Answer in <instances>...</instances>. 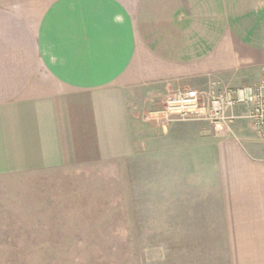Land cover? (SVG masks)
<instances>
[{
    "label": "crops",
    "instance_id": "1",
    "mask_svg": "<svg viewBox=\"0 0 264 264\" xmlns=\"http://www.w3.org/2000/svg\"><path fill=\"white\" fill-rule=\"evenodd\" d=\"M263 69L264 0H0V176L134 157L156 126L209 173L162 212L163 264H264V138L142 115Z\"/></svg>",
    "mask_w": 264,
    "mask_h": 264
},
{
    "label": "rangeland",
    "instance_id": "2",
    "mask_svg": "<svg viewBox=\"0 0 264 264\" xmlns=\"http://www.w3.org/2000/svg\"><path fill=\"white\" fill-rule=\"evenodd\" d=\"M163 109L153 104L142 115ZM247 120L236 125L253 137ZM181 125L188 137L232 131L212 122ZM149 134L134 157L0 176V264H163L162 212H177L175 199L188 193L180 184L209 173L189 151L179 156L177 142L163 143L160 128Z\"/></svg>",
    "mask_w": 264,
    "mask_h": 264
},
{
    "label": "built area",
    "instance_id": "3",
    "mask_svg": "<svg viewBox=\"0 0 264 264\" xmlns=\"http://www.w3.org/2000/svg\"><path fill=\"white\" fill-rule=\"evenodd\" d=\"M240 106L247 107L248 112L237 116L235 109ZM161 114L179 121L207 120L227 128L240 118L248 119L253 131L264 138V69L256 84L237 89L183 90L170 94Z\"/></svg>",
    "mask_w": 264,
    "mask_h": 264
}]
</instances>
